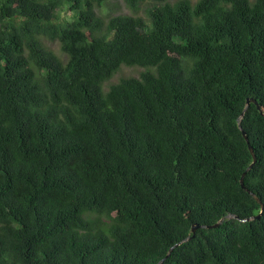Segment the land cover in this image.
Wrapping results in <instances>:
<instances>
[{
    "label": "trees",
    "instance_id": "1",
    "mask_svg": "<svg viewBox=\"0 0 264 264\" xmlns=\"http://www.w3.org/2000/svg\"><path fill=\"white\" fill-rule=\"evenodd\" d=\"M111 1L0 0V264H264V0Z\"/></svg>",
    "mask_w": 264,
    "mask_h": 264
},
{
    "label": "water",
    "instance_id": "2",
    "mask_svg": "<svg viewBox=\"0 0 264 264\" xmlns=\"http://www.w3.org/2000/svg\"><path fill=\"white\" fill-rule=\"evenodd\" d=\"M251 102L256 103V105H257L258 108L261 110L262 114L264 115V109H263L262 106L259 104V102H258L255 98L250 97V98L248 99V101H247V105L249 106V105L251 104ZM243 133H244V135H245V137H246V139H247V141H248V143H249V148H250V150H251V152H252V154H253L254 161L252 162V164H250V166L247 168V170L244 171V173H243V175H242V178H241V185H242V187H244L248 192H250L254 197H256V198L261 202L260 198H258V196L256 195V193H254L251 189H249V188L246 186V184H245V176H246L247 172H248L250 169H252V168L254 167V165H255V163H256V161H257V154H256V152L254 151L253 146L250 144V141H249V139H248V136H247L246 132H243ZM260 215H261V213H260L259 215H257V217H259ZM222 221H223V219H222L220 222H217V223L212 224V225H202V224H199V223H195V224L193 225V227H192V232L194 233L193 236L195 235V232L197 231L198 228H200V227H208V228H211V227H218L219 224H220ZM189 239H191V236H188L185 240H189ZM179 244H180V243H179ZM179 244H176L175 246H177V245H179ZM175 246H173V247L170 249L169 253L165 256V258H163V259L159 262V264H162V263L165 261V259L171 254V252L173 251V249L175 248Z\"/></svg>",
    "mask_w": 264,
    "mask_h": 264
},
{
    "label": "rangeland",
    "instance_id": "3",
    "mask_svg": "<svg viewBox=\"0 0 264 264\" xmlns=\"http://www.w3.org/2000/svg\"><path fill=\"white\" fill-rule=\"evenodd\" d=\"M105 10L110 15L111 14H119V13H122V12H125V13L130 12L124 0H112L109 4H107L105 6ZM55 47H56V45H55ZM141 68L142 67H140V66H137L136 68H133V67H123L121 69V72H119L118 74H115L114 75L115 77L113 76L114 78L113 77L112 78L115 81L118 80V79L120 81L121 80V77L124 76V75H137L140 70H143V71L145 70V68H142V69ZM108 81H106L104 83V85H103L104 89H108L109 88L106 85L110 84L111 81L110 82H108Z\"/></svg>",
    "mask_w": 264,
    "mask_h": 264
}]
</instances>
